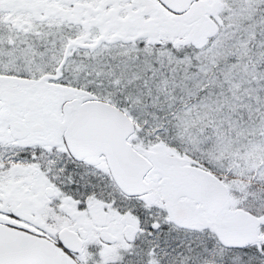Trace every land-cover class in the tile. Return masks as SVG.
I'll list each match as a JSON object with an SVG mask.
<instances>
[{
  "label": "snow or ice",
  "instance_id": "6c2138e0",
  "mask_svg": "<svg viewBox=\"0 0 264 264\" xmlns=\"http://www.w3.org/2000/svg\"><path fill=\"white\" fill-rule=\"evenodd\" d=\"M0 264H264V0H0Z\"/></svg>",
  "mask_w": 264,
  "mask_h": 264
}]
</instances>
